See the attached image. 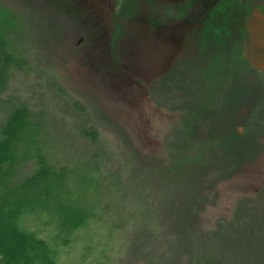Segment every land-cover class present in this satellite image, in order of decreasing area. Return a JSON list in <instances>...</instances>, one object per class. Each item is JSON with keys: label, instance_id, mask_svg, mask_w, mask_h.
Instances as JSON below:
<instances>
[{"label": "rangeland", "instance_id": "obj_1", "mask_svg": "<svg viewBox=\"0 0 264 264\" xmlns=\"http://www.w3.org/2000/svg\"><path fill=\"white\" fill-rule=\"evenodd\" d=\"M253 9L0 0V236L31 264H264Z\"/></svg>", "mask_w": 264, "mask_h": 264}, {"label": "water", "instance_id": "obj_2", "mask_svg": "<svg viewBox=\"0 0 264 264\" xmlns=\"http://www.w3.org/2000/svg\"><path fill=\"white\" fill-rule=\"evenodd\" d=\"M250 31L249 58L253 65L264 71V12L254 9L247 18Z\"/></svg>", "mask_w": 264, "mask_h": 264}, {"label": "trees", "instance_id": "obj_3", "mask_svg": "<svg viewBox=\"0 0 264 264\" xmlns=\"http://www.w3.org/2000/svg\"><path fill=\"white\" fill-rule=\"evenodd\" d=\"M4 156L5 155H3L2 158ZM46 173H47V170L43 169L42 171H39V173H36V174L33 173V174L26 176L25 177L26 179L20 183L26 184L29 182H33L38 177H42L43 175H46ZM28 242L29 241H26L25 236H22L21 239H14V240L10 239V237L5 239L3 236H0V244L6 245V246L2 247V248H4L3 253H5L4 257H2V261H4L6 264H31V259H33V258H30V257L25 255L26 251H28V249H30V247L32 246ZM7 245H10L11 247L7 248ZM19 247L23 248L24 251L17 250ZM9 249H14L12 251L16 252V254H15L16 256L13 255L12 251H10ZM37 255H38V253L36 254V251H35V257ZM39 257L41 258L42 256L39 255Z\"/></svg>", "mask_w": 264, "mask_h": 264}, {"label": "flooded vegetation", "instance_id": "obj_4", "mask_svg": "<svg viewBox=\"0 0 264 264\" xmlns=\"http://www.w3.org/2000/svg\"><path fill=\"white\" fill-rule=\"evenodd\" d=\"M253 10H254V9H253ZM263 12H264V11H263ZM246 26H247V30H248V37H249V39H250V31H249V27H248V25H246ZM248 59H249V57H248ZM249 63H250V66H251L252 68H254L255 70H257V71H261V72H264V71H262V70H260V69H258V68H256V67H254L250 61H249Z\"/></svg>", "mask_w": 264, "mask_h": 264}, {"label": "bare ground", "instance_id": "obj_5", "mask_svg": "<svg viewBox=\"0 0 264 264\" xmlns=\"http://www.w3.org/2000/svg\"><path fill=\"white\" fill-rule=\"evenodd\" d=\"M247 23V22H246ZM248 57H250L249 55H248ZM249 61L252 63V61H251V59L249 58ZM253 64V63H252Z\"/></svg>", "mask_w": 264, "mask_h": 264}]
</instances>
